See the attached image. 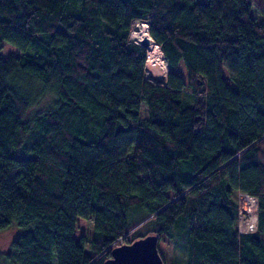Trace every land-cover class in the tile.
<instances>
[{"label": "trees", "instance_id": "trees-1", "mask_svg": "<svg viewBox=\"0 0 264 264\" xmlns=\"http://www.w3.org/2000/svg\"><path fill=\"white\" fill-rule=\"evenodd\" d=\"M4 41L0 264H105L147 234L164 264L163 242L169 264H264V0H0Z\"/></svg>", "mask_w": 264, "mask_h": 264}, {"label": "rangeland", "instance_id": "rangeland-1", "mask_svg": "<svg viewBox=\"0 0 264 264\" xmlns=\"http://www.w3.org/2000/svg\"><path fill=\"white\" fill-rule=\"evenodd\" d=\"M251 13L253 15H256V10L252 9ZM136 23H138V22H136ZM136 23L133 24L132 31H133L134 37H132V38L136 37V39L140 40L139 34L137 33V29L135 28L136 27ZM142 23H144L146 25L145 22H142ZM147 33H148V30H147ZM136 42H138V41H136ZM145 48H147V46ZM148 52H149V50H148ZM10 54H15L16 55V54H18V51H17L15 46H13L12 44H10L7 41H4L3 45H2V48L0 50V56L1 57H6L7 55H10ZM147 54H149V53H147ZM147 59L148 60L151 59L150 54L148 55ZM41 101L42 100L40 99V101H38V104L34 105V107H32V108L35 109L36 106H37V108L39 109V107L43 104ZM241 198L242 199L240 200V204H241V206H243L244 203L242 202V200L244 198H243V196ZM253 206L254 207L252 208V210L246 211L245 209H243L241 211V214H240L241 221H240V225H238V229H241L242 231H250V230H252L251 226L255 225V224L254 225H252V224L254 223V220L256 219V205L254 204ZM241 209H242V207H241ZM128 223L130 224V219H129ZM82 225H83V229H84L83 232H84L85 236L90 235L91 221L90 220H85V221L82 222ZM18 231H19V229H18V227L16 225H10V226L0 230V249H2V250L6 249L8 247V245H9L10 240L13 237H15V235L18 233ZM139 232H141V233L145 232L144 228H141L139 230ZM128 239H130V240L133 239L131 233L128 235ZM159 245H160V248H161V251H162V255H163L164 259H165V263L169 264L168 262L173 260L172 257H171V254H173V252H171L170 245L166 244V242H163L162 244L159 243ZM176 263H178V261H176Z\"/></svg>", "mask_w": 264, "mask_h": 264}, {"label": "water", "instance_id": "water-1", "mask_svg": "<svg viewBox=\"0 0 264 264\" xmlns=\"http://www.w3.org/2000/svg\"><path fill=\"white\" fill-rule=\"evenodd\" d=\"M139 42L146 47L149 44V35L144 36ZM157 243L156 235L147 234L130 243L118 245L112 249L111 257L105 264H164Z\"/></svg>", "mask_w": 264, "mask_h": 264}, {"label": "built area", "instance_id": "built-area-1", "mask_svg": "<svg viewBox=\"0 0 264 264\" xmlns=\"http://www.w3.org/2000/svg\"><path fill=\"white\" fill-rule=\"evenodd\" d=\"M146 28H147V23H146ZM130 38L132 40H136L138 41L137 43H139L140 40L136 39V38H132L131 35H130ZM135 41V42H136ZM151 42V46L153 45V47H156L158 49H161L160 45H158L157 43H155L153 41V39L151 38V36L149 35V44ZM149 44L147 46H149ZM148 50L150 51L149 47L146 48V54H145V61H144V79L152 84H155V85H164L165 82H166V79H167V74H168V66H167V62H166V59L163 55V60H162V63L161 61H157L155 62V64L152 63V58L151 59H147L148 55L150 54L148 52ZM149 53V54H147ZM243 196V198L245 197H248V198H251L254 200L255 202V205H256V208H257V202H256V198L251 196V195H248V194H245V193H239L238 195V204H239V219H238V225H240V221H241V218H240V214H241V211L244 209L243 206H241L240 204V200L242 199L241 197ZM242 207V209H241ZM257 210V209H256ZM256 219L254 220V223L252 225L254 226H251L252 227V230L250 231H254L255 228H256ZM251 222V221H250ZM239 231L241 232H249V231H242L241 229H239Z\"/></svg>", "mask_w": 264, "mask_h": 264}, {"label": "bare ground", "instance_id": "bare-ground-1", "mask_svg": "<svg viewBox=\"0 0 264 264\" xmlns=\"http://www.w3.org/2000/svg\"><path fill=\"white\" fill-rule=\"evenodd\" d=\"M135 28L137 29V33L139 34L140 40L144 36H148L147 28H146V25L144 23H142V22L136 23ZM130 35H131V37H134L133 31H131ZM147 47H149V49H150L149 53H150V56L152 58V63L155 64V62H157V61H161V63H162V60H163L162 50L158 49L156 47H153V45L151 46V42H150L149 46H147ZM242 202L244 203L243 208L246 211L252 210V208L254 207L253 205L255 204L254 200L251 198H248V197H245L242 200Z\"/></svg>", "mask_w": 264, "mask_h": 264}]
</instances>
